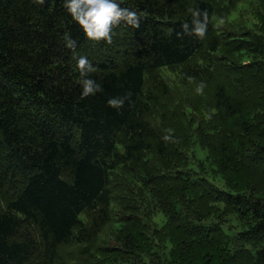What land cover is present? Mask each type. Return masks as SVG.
I'll return each mask as SVG.
<instances>
[{"label":"trees","instance_id":"trees-1","mask_svg":"<svg viewBox=\"0 0 264 264\" xmlns=\"http://www.w3.org/2000/svg\"><path fill=\"white\" fill-rule=\"evenodd\" d=\"M122 7L140 26L107 43L64 0H0V264H264V0Z\"/></svg>","mask_w":264,"mask_h":264},{"label":"clouds","instance_id":"clouds-1","mask_svg":"<svg viewBox=\"0 0 264 264\" xmlns=\"http://www.w3.org/2000/svg\"><path fill=\"white\" fill-rule=\"evenodd\" d=\"M43 3L44 0H37ZM123 0H64V7L71 15L72 19L81 27L85 36L94 41H105L111 43L113 28L118 26L121 21L133 28L140 26V21L144 15L136 9L122 7ZM192 16V27L184 22L181 27L186 34H193L199 39L205 38L208 32L209 18L207 12H200L197 9H189ZM223 23V20H219ZM65 47L75 49L76 41L70 34L64 35ZM75 67L79 70L80 84L82 86L81 95L87 97L101 91V85L89 78V74L96 71V67L87 56L80 55L76 59ZM206 85L201 82L197 85L195 91L197 94H203ZM108 104L114 108H120L124 104V98H111ZM166 140L170 136L164 137Z\"/></svg>","mask_w":264,"mask_h":264},{"label":"rangeland","instance_id":"rangeland-1","mask_svg":"<svg viewBox=\"0 0 264 264\" xmlns=\"http://www.w3.org/2000/svg\"><path fill=\"white\" fill-rule=\"evenodd\" d=\"M246 20H249V22L250 21H253L254 22L255 19H254L253 16H247V18H244V19H241V18L240 19H236L233 22L235 24L239 23V21H241V23H244ZM247 25H250V23H248ZM196 148L199 150V152H201L203 155H205L206 152H204V150H201V148H200L199 145H197ZM220 180L221 181H219V180L216 181L215 180L218 183L217 185L220 186V187H222V188L226 187V185L224 184V180L223 179H220ZM156 217L157 218H159V217L160 218H163V220L165 219L164 216H163V214L161 212H158L157 215H156ZM236 223L237 222H236L235 218L233 216H231L230 219H229V222L226 223V226H228V227L234 226L236 229H238L239 227H237ZM160 224L162 225L161 222H160ZM110 234H111V229L110 228H105L102 231V233L100 234V236H101V238H107Z\"/></svg>","mask_w":264,"mask_h":264}]
</instances>
